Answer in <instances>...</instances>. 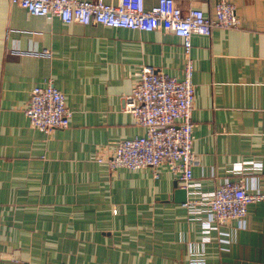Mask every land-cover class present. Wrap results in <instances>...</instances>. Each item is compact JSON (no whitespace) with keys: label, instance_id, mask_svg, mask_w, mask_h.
I'll return each instance as SVG.
<instances>
[{"label":"crops","instance_id":"obj_1","mask_svg":"<svg viewBox=\"0 0 264 264\" xmlns=\"http://www.w3.org/2000/svg\"><path fill=\"white\" fill-rule=\"evenodd\" d=\"M227 1L238 26L191 37L193 180L208 192L242 177L264 193V0ZM215 3L182 0V8L212 18ZM42 49L49 55L30 53ZM143 65L180 79L181 39L161 29L65 24L0 0V264H264V200L247 206L244 226L220 227L224 244L186 213L166 165L154 177L150 168L113 170L95 159L144 133L123 109ZM48 78L72 116L46 134L24 110Z\"/></svg>","mask_w":264,"mask_h":264},{"label":"built area","instance_id":"obj_2","mask_svg":"<svg viewBox=\"0 0 264 264\" xmlns=\"http://www.w3.org/2000/svg\"><path fill=\"white\" fill-rule=\"evenodd\" d=\"M23 8L28 14L46 18L56 17L62 23L81 25L99 24L109 28L154 31L161 29L179 37L182 42L185 66L183 76L177 79L152 67H140L138 79L131 93L123 97V109L144 127V133L118 141L109 157H95L110 169L139 170L150 168L157 177V169L166 165L169 172L186 191L181 206L189 216L198 218L204 234L216 230L221 243L227 244V233L220 227L235 220L244 226L247 206L264 200V193L250 191L246 180L223 179L212 191H200L194 182L192 169L198 163L192 150L194 101L191 37L211 34L214 27L229 29L239 24L234 5L227 0H216L214 17H207L196 7L182 8V0H156L145 7L144 0H6ZM17 52V51H15ZM47 56L49 51H32ZM29 126L42 133H51L68 127L72 111L66 106L63 93L52 78L34 86L24 110ZM246 164V163H243ZM250 169H260L258 162H247ZM242 164L235 166L241 171Z\"/></svg>","mask_w":264,"mask_h":264},{"label":"water","instance_id":"obj_3","mask_svg":"<svg viewBox=\"0 0 264 264\" xmlns=\"http://www.w3.org/2000/svg\"><path fill=\"white\" fill-rule=\"evenodd\" d=\"M175 195L178 198L177 200L182 203L185 201L186 198V191L183 188L176 187L175 189Z\"/></svg>","mask_w":264,"mask_h":264}]
</instances>
